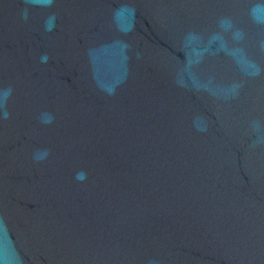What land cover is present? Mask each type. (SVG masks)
I'll return each mask as SVG.
<instances>
[{
    "label": "water",
    "instance_id": "1",
    "mask_svg": "<svg viewBox=\"0 0 264 264\" xmlns=\"http://www.w3.org/2000/svg\"><path fill=\"white\" fill-rule=\"evenodd\" d=\"M0 264H264V0H0Z\"/></svg>",
    "mask_w": 264,
    "mask_h": 264
},
{
    "label": "clouds",
    "instance_id": "2",
    "mask_svg": "<svg viewBox=\"0 0 264 264\" xmlns=\"http://www.w3.org/2000/svg\"><path fill=\"white\" fill-rule=\"evenodd\" d=\"M85 178V176H84V174L83 173H79L78 175H77V179H84Z\"/></svg>",
    "mask_w": 264,
    "mask_h": 264
}]
</instances>
